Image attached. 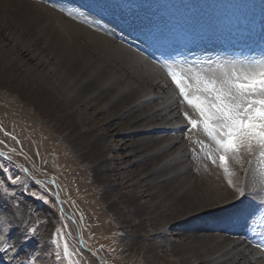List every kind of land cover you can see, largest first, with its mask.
<instances>
[{
	"label": "rangeland",
	"instance_id": "374dc122",
	"mask_svg": "<svg viewBox=\"0 0 264 264\" xmlns=\"http://www.w3.org/2000/svg\"><path fill=\"white\" fill-rule=\"evenodd\" d=\"M31 1H38L42 6L44 4L91 30L106 32L109 26L113 27L114 31L107 32L108 36L160 68L181 105L182 98L171 82L169 70L180 73L179 78H186L195 89L199 86L197 81L201 77H219L223 71L231 70L233 66L242 68L264 62V28L252 30L264 22V0ZM241 23L246 25L243 29L246 37L249 34L251 36L248 39L245 36L244 39H236L239 38L238 26ZM3 38L4 40L0 38V48L4 44L0 50V60L5 66H13L14 61H18L24 69L35 66V60L29 61L35 52L33 49L25 52V41L14 46L13 42H8L6 34ZM240 60L242 64L239 63ZM2 75L0 74V214L5 215V211L9 209L14 212L15 221L13 223L7 218L6 224L2 226L1 231L7 235V238L4 237L7 251L0 252V264H175V251L171 247L167 250L162 242H166L165 239L157 233L169 219L167 216L162 217L161 202L156 207L151 206L148 211V217L155 219V223L142 227L134 235L138 240L142 238V244L130 239L127 233L129 225L137 223V217L130 213L126 202L120 201L112 193L107 182L102 183L96 179L92 160H83L76 151L77 141L65 139L58 124L39 114L34 109V103L27 104L22 100L21 89L12 85L13 78L3 80ZM183 106L186 109L181 108L179 116L186 122L187 130L189 128L192 132L187 141L191 153H195V162H202L199 164L206 168L218 166L226 175L219 164V157L225 154L223 151H211L215 146L201 131L199 114L186 104ZM185 114L197 123L195 129L184 119ZM5 121H9L10 128H5L10 136L8 138L3 136L4 130H1L2 122ZM114 128V132H119L112 135L114 132L111 133L110 130V144L120 147V159H130L121 146L128 145L130 148L128 142L131 141L127 138L131 136L130 139H135L136 134L121 130L122 125ZM208 154L213 156L215 166L213 160L206 159ZM235 156L240 160L248 159L251 168L259 171L261 179L254 189L260 191L262 197L257 199L256 195H244V205L221 222H226L229 230L241 232L240 236L252 248L261 251L264 249V160L261 159L259 150H254L250 155L229 153L225 158L227 160ZM112 179L117 183L121 182L118 176H112ZM122 191L126 194L128 192L124 185ZM212 222L210 221V227L213 226ZM201 224L203 220H198L191 226ZM176 229L179 226L171 222L168 238L175 240ZM14 231L19 235L17 242L11 240Z\"/></svg>",
	"mask_w": 264,
	"mask_h": 264
},
{
	"label": "bare ground",
	"instance_id": "6f19581e",
	"mask_svg": "<svg viewBox=\"0 0 264 264\" xmlns=\"http://www.w3.org/2000/svg\"><path fill=\"white\" fill-rule=\"evenodd\" d=\"M245 27L244 23L238 26L236 39L246 37ZM261 28L264 22L252 30ZM106 30H91L38 1L0 0V38L4 40L6 34L14 46L25 41V52L33 49L36 54L29 59L36 61L33 68L24 69L18 61L5 66L0 60V74L3 80L13 78L12 85L21 89L22 100L34 103L39 114L58 124L65 139L77 141L76 151L83 160H92L96 179L107 182L112 193L126 202L130 213L137 217V223L129 225L130 239L142 244V238L138 240L134 235L155 223L148 211L161 202L162 217L169 219L156 230L165 239L162 242L167 250L171 247L175 251V264H264L263 251L252 248L241 232L229 230L226 222H221L245 203L244 196L233 191L229 182L246 196L262 197L254 189L261 179L259 171L251 168L248 159L236 156L227 159L230 176L218 166L206 168L199 164L202 162L196 163L187 141L192 132L179 116L184 106L161 69L110 38L113 27ZM6 122H2L1 130L8 138L6 129L10 127ZM118 125L126 133L136 134L135 139L127 136L130 148L121 146L130 159H120V147L110 144V134ZM112 176H118L121 182L113 181ZM5 212L0 214V235L7 238L2 226L7 218L14 223L15 217L11 210ZM198 220H203V224L191 226ZM171 222L179 226L175 240L168 238ZM13 233L11 240L17 242L18 232Z\"/></svg>",
	"mask_w": 264,
	"mask_h": 264
},
{
	"label": "snow or ice",
	"instance_id": "6c2138e0",
	"mask_svg": "<svg viewBox=\"0 0 264 264\" xmlns=\"http://www.w3.org/2000/svg\"><path fill=\"white\" fill-rule=\"evenodd\" d=\"M168 75L183 104L199 114L200 129L215 146L211 151H223L225 154L219 157V164L226 175L231 174L225 158L229 153L250 155L254 150H259V155L264 160V62L242 68L233 66L231 70L223 71L219 77H201L197 81L199 86L195 89L186 78H179L180 73L169 70ZM184 119L193 129L197 127V123L187 114ZM206 159L213 160L215 166L211 154L206 155ZM229 187L238 192L239 196H244L243 190L231 182ZM5 251L7 241L0 235V252ZM65 254L67 255V248Z\"/></svg>",
	"mask_w": 264,
	"mask_h": 264
}]
</instances>
